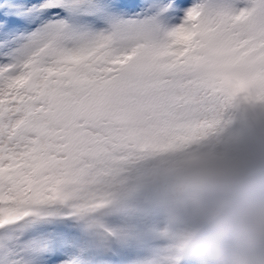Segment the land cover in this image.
Returning <instances> with one entry per match:
<instances>
[{"label":"snow or ice","instance_id":"snow-or-ice-1","mask_svg":"<svg viewBox=\"0 0 264 264\" xmlns=\"http://www.w3.org/2000/svg\"><path fill=\"white\" fill-rule=\"evenodd\" d=\"M264 90V0H0V264H151L142 153Z\"/></svg>","mask_w":264,"mask_h":264},{"label":"clouds","instance_id":"clouds-1","mask_svg":"<svg viewBox=\"0 0 264 264\" xmlns=\"http://www.w3.org/2000/svg\"><path fill=\"white\" fill-rule=\"evenodd\" d=\"M142 153L131 194L149 224L151 264H264V90L221 100Z\"/></svg>","mask_w":264,"mask_h":264},{"label":"rangeland","instance_id":"rangeland-1","mask_svg":"<svg viewBox=\"0 0 264 264\" xmlns=\"http://www.w3.org/2000/svg\"><path fill=\"white\" fill-rule=\"evenodd\" d=\"M191 264H195V261H193Z\"/></svg>","mask_w":264,"mask_h":264}]
</instances>
